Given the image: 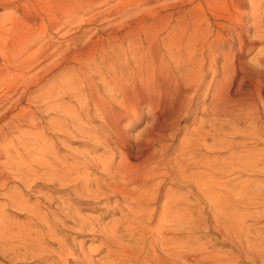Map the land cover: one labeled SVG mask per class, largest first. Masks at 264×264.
<instances>
[{"label":"bare ground","instance_id":"obj_1","mask_svg":"<svg viewBox=\"0 0 264 264\" xmlns=\"http://www.w3.org/2000/svg\"><path fill=\"white\" fill-rule=\"evenodd\" d=\"M27 1L0 4L24 9ZM114 1L61 0L66 19L56 28L86 14L87 21L112 14ZM178 3L177 11L163 14L168 20L160 31L143 24L147 17L136 18L123 30L109 27L103 30L107 35L96 33L67 50L74 64L67 65L55 103L69 113V121L95 117L98 125L91 127L88 140L104 152L81 161L101 167L100 175L82 177L66 168L59 180L69 184V175L76 173V180L84 181L76 188L80 195L71 198L101 203L94 207L102 213H74L66 200L46 213L35 208L34 246L24 248V259L36 264H235L244 254L264 262L263 230L256 235L258 247L230 257L205 250L196 236L207 206L213 227L239 247L244 236L247 243L253 240L247 218L264 219V184L255 177L264 174V0H209V15L198 8L204 0ZM52 38H28L20 48L3 51L0 80L11 74L27 82L16 92L20 100L52 69L42 66L37 72L35 50L47 61L55 49ZM257 43L262 49L250 58ZM74 102L81 104L79 110ZM190 119L193 127L183 125ZM184 126L188 130L181 139ZM212 151L223 154L220 162L210 159ZM235 174V184L223 178ZM56 214L72 216L79 234L98 236L100 244L85 248L82 242L77 250L57 239L51 218ZM98 253H103L100 259Z\"/></svg>","mask_w":264,"mask_h":264},{"label":"rangeland","instance_id":"obj_2","mask_svg":"<svg viewBox=\"0 0 264 264\" xmlns=\"http://www.w3.org/2000/svg\"><path fill=\"white\" fill-rule=\"evenodd\" d=\"M59 1L30 0L27 1L28 6L24 9L6 7L0 4V57L2 61H5L3 51L6 48L13 50L19 47L21 42L29 41L32 38L37 41L51 35L55 44L52 57L47 61H44L40 50L35 47L36 54H39L36 55L37 72L40 73L46 67L52 69L46 73L43 80L32 86L34 91L32 94L26 95L21 100L19 99V95L16 93L17 90L27 87V82L23 80V77L7 74L0 80V169L4 170L2 175L5 176L4 179H0V264H36L34 259H24L22 257L25 247L34 246L32 242L36 236L33 233L36 228L34 223L36 209L39 208L41 212L46 213L66 200V203L71 205L74 213L86 216H100L102 213V209L94 207L97 204L101 205V203L87 205L83 201L77 203L71 198L72 195H80L76 190L80 189L82 181H84L82 179L76 180V173L75 175L72 174L74 171H79L80 176L89 173L92 177H96L102 172L101 167H88L83 166V163H81L85 157L100 155L104 152L102 147L98 150L93 149L91 142L88 140L93 134L90 131L91 127L97 126L98 121L93 116V118L85 117L86 119L79 121L77 119L69 121L66 117L69 113L58 108L55 103L57 97H59L58 92L63 93L60 80L64 78L66 71H68L67 65L69 63L74 64V61L69 62L73 59L69 53L74 47V43L85 44L90 36H96L98 33L107 35L103 30L109 29V27H120L119 29L123 30L130 22L133 23L136 20L140 22L142 18L146 17L147 20L143 24L147 27L151 24L152 28L150 27V29L160 31L168 20V17H162L163 14L175 12L179 7V0H115L113 3L114 8L113 5L111 6L113 9L112 14L94 17L88 21L85 20L89 18V15L86 14L84 17L72 19L64 29L58 30L56 28L58 22L66 19L65 13L58 5ZM202 6H198L199 10L209 15V0H204ZM33 16H38L39 21L33 20ZM49 32L50 35H47ZM261 49V44L257 43V46L250 51L249 57L256 58L258 51ZM67 50L69 53H67ZM42 66H45V68ZM42 90L46 93L44 98L41 96ZM36 95L40 97H35ZM49 95L52 96L48 97ZM35 98L36 100H34ZM74 104L77 110L81 108L80 103L74 102ZM55 107L58 109H55ZM183 125L193 127L195 124L193 119H190L184 122ZM81 126L82 128H80ZM185 126L180 135L181 137L179 136L181 139L188 130ZM142 127L144 126L141 125L139 130ZM137 132L138 130H134V133ZM179 143L178 141L175 145L177 146ZM209 153H211L210 159L217 160V162H220L223 158L220 151ZM106 155L104 154V156ZM8 157L10 161L5 163L4 158ZM14 158L16 159L14 160ZM3 163L5 165H2ZM66 168L73 169L71 176L69 175L71 185H69L70 183L63 184L59 180ZM237 175L223 178H225L224 180L232 178L231 181L233 182L231 184H235L238 179ZM248 176L250 175L246 174L243 177ZM255 177L258 178L261 184H264V174ZM79 181L80 184L77 183ZM179 191L185 192L187 190L182 188ZM46 201L49 207H46ZM203 209L204 225L199 224L201 226L198 227L196 236L197 242L201 243L205 250H214L215 252L211 251L212 254H227L230 257L238 255L241 251H251V249H255L260 245L259 236L256 235L260 230L264 231V219L257 222L255 218H247L246 224L252 227L250 234L253 240L247 243L246 236H244L243 246L239 247L220 235L215 226L213 227L215 221L212 220L213 211L210 206ZM51 218L56 222L54 230L57 233V239L65 240L77 250L81 247L82 242L85 248H95L100 244L98 236L79 234L72 216L56 214ZM28 240L31 243L27 242ZM102 255L103 253H98L95 258L100 259ZM55 259V257L52 258V260ZM200 264L209 263L202 262ZM235 264H264V262L256 263L251 257L243 254L241 260Z\"/></svg>","mask_w":264,"mask_h":264}]
</instances>
